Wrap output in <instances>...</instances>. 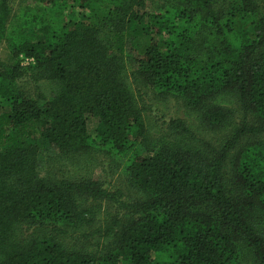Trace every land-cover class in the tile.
Returning <instances> with one entry per match:
<instances>
[{"label": "trees", "instance_id": "trees-1", "mask_svg": "<svg viewBox=\"0 0 264 264\" xmlns=\"http://www.w3.org/2000/svg\"><path fill=\"white\" fill-rule=\"evenodd\" d=\"M17 1L0 264H264V0Z\"/></svg>", "mask_w": 264, "mask_h": 264}, {"label": "rangeland", "instance_id": "rangeland-1", "mask_svg": "<svg viewBox=\"0 0 264 264\" xmlns=\"http://www.w3.org/2000/svg\"><path fill=\"white\" fill-rule=\"evenodd\" d=\"M17 1V0H16ZM18 2V1H17ZM69 9L67 10L69 14V17L73 19H77L79 17L78 15V8L75 7L73 4H69ZM17 15V14H16ZM14 20V18L12 19ZM135 43H129L127 42L126 45V50H127V57H126V69L128 72L132 71V69L135 66L136 60L140 58L142 51H143V45L147 42L148 40L146 37H139ZM7 56V51L4 46H1L0 48V58L3 59ZM174 109L170 108L168 111L165 112L166 116L165 119H168L170 117L169 113L173 112ZM96 118H89L88 119V130L89 132H93L95 126H96ZM95 164H94V170H95V175L94 177H100L103 179V174L100 173L101 168H106V163H107V158L102 156L101 154H95ZM109 179V177H108ZM106 178V184L108 183V180ZM110 182V181H109Z\"/></svg>", "mask_w": 264, "mask_h": 264}]
</instances>
